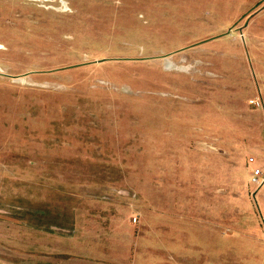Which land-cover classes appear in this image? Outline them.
Masks as SVG:
<instances>
[{"label": "rangeland", "instance_id": "obj_1", "mask_svg": "<svg viewBox=\"0 0 264 264\" xmlns=\"http://www.w3.org/2000/svg\"><path fill=\"white\" fill-rule=\"evenodd\" d=\"M257 169L264 0H0V264H264Z\"/></svg>", "mask_w": 264, "mask_h": 264}, {"label": "built area", "instance_id": "obj_2", "mask_svg": "<svg viewBox=\"0 0 264 264\" xmlns=\"http://www.w3.org/2000/svg\"><path fill=\"white\" fill-rule=\"evenodd\" d=\"M252 104L260 105V103L255 100L252 101ZM253 160L254 159H251V161ZM251 181L256 184V186L261 187L264 184V173L260 169L255 170L251 175Z\"/></svg>", "mask_w": 264, "mask_h": 264}]
</instances>
